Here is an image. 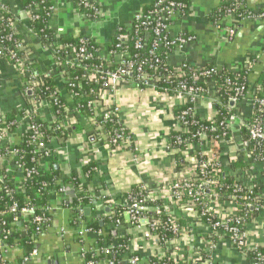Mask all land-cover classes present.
I'll use <instances>...</instances> for the list:
<instances>
[{
  "label": "built area",
  "instance_id": "built-area-1",
  "mask_svg": "<svg viewBox=\"0 0 264 264\" xmlns=\"http://www.w3.org/2000/svg\"><path fill=\"white\" fill-rule=\"evenodd\" d=\"M81 1L85 7H88L93 12L97 20L99 12L96 5L91 4L90 0ZM226 1L232 2L237 9H248L246 7L248 0ZM155 6L158 9L155 12L157 20L155 21L154 28L150 31L147 28L148 23H143L142 25L146 28L142 37L136 39L134 46L141 52L149 53L152 56V63L159 64L160 61L156 59L157 56L155 54L157 46L163 45L168 50L169 46L176 45V48L170 51L165 59V64L170 69L168 76L161 74L151 62L139 60L136 55L131 57L128 52L131 43L130 33L135 23L143 18L142 12L135 17L130 29L125 30L123 28L125 33L116 35L118 44L115 50L101 49L100 47L99 50L90 51L83 40L79 41L80 44L78 46H74L56 41L58 39L55 36H53V42L49 45H41L28 29L29 23L39 18V9L30 5L27 9L23 10L26 22L22 26L20 23L21 19L14 14L6 0H0V18L5 13H9L12 16L10 19L5 20V27L11 33L0 37V60H3L17 76L20 81L21 94L26 99V104L21 109L23 114L16 119V130L20 126L25 125V134H29L28 142L34 146V153L40 154L41 152L43 154L40 159H32L37 168L41 167L43 160L50 161L48 157L51 155V151L59 154V147H52H55L57 143L56 139L48 138V144L51 147L44 145L45 137L42 129H50L53 125L58 124V128L67 133L63 141L64 143L73 133L72 127L76 120L67 107L63 108L59 117L50 111L49 101L57 103L59 100L60 96L57 92L49 94L48 101L47 99L41 100L36 94V90L44 86L46 74L52 75L53 79L62 85L71 86L69 74L72 67H80L87 70L86 75L82 78L88 81L93 80L95 84L100 86L97 97L88 103L91 116L87 118V122L93 130V138L111 149L129 148L133 143L131 135L120 119V107L105 106L106 97L116 95L120 86L131 84L135 87L139 83L143 86V89L156 90L160 96L165 98H182L185 100L184 105L190 104L191 108L175 116L176 128L172 132L177 133L178 136L174 137L172 147L169 145V141H167V153L173 156V158L176 155H181L186 165L177 166L174 160L172 163V169L176 170L174 177L163 187L156 186L151 190L148 186L139 184V195L144 200L152 203H162L160 206L162 210L156 206L151 210L154 216L148 217L145 214L147 209L145 210L141 207V201L138 200L137 196L130 197L128 200L123 199L122 196V204L126 206V211L122 217L126 214L127 220L124 221L123 218L117 219L112 224L115 230L120 233L128 232V230L138 227L140 224L143 225L146 231L145 239L150 245L151 250L149 264H166V259L171 260L175 264H214L215 251L218 245L224 242L249 264H260V262L264 261V256L260 254L253 261H249L250 253L256 248L246 246V233L251 225L255 227L260 224L264 225V149H261L260 152H255V147L260 146L264 148V119L254 117L257 112L264 114V84L259 86L256 82L252 85L248 82L247 87L237 86L229 78L219 80L217 73L221 69L219 70L213 65L211 68H208L209 65L199 68L191 63L190 66L197 73L194 78L196 81L201 82L204 88L198 86L195 81L191 83L186 81L184 69L188 67L187 64L189 62L183 60L176 67L170 65L168 62L171 53L176 49L182 50L195 42V37L189 32H181L176 35H172L170 32L171 25L177 19L186 15L180 10L181 6L176 5L172 0H156ZM49 10L52 13L50 14L51 16L49 15L51 19L53 15L52 3ZM250 11L251 13L247 16L237 15L233 10L228 11L222 19L230 17L234 24H238L246 20L264 18V12ZM85 18L88 20L87 17ZM222 19L214 25L218 27L222 23ZM120 30H122V27H118L117 32ZM162 32L165 33L163 37L161 36ZM151 35L154 38L150 43V49H147ZM30 39L31 41L36 40L44 50L51 53L53 60L51 68H43L42 66L40 68L33 47H31ZM97 56L109 62L108 64L112 65V69H105L101 65L94 66L93 68L83 65V62ZM248 59L253 58H246L240 72L248 69L250 73L254 60L252 61L253 63H247ZM240 72L232 74L237 76ZM168 81L176 84L174 90L169 91L162 87V84ZM28 92L31 94L28 95ZM75 96V94H72L70 98L72 99ZM231 102L234 103L232 107L230 106ZM202 103L210 104L214 109L216 106H221L224 103L227 104L228 107H225L227 110L226 115L219 126H222L226 132H230L231 137L227 138L226 132L219 136L208 134L218 130L215 125L216 109L214 116L201 118L198 115L202 120H209L213 126L207 129L200 128L194 133L191 132L190 125H193L195 122L188 120L187 116L189 115L191 118L193 115L195 116L194 109ZM46 116L48 120H44ZM4 119V117H0V170L3 172V174H0V189L4 183L8 182L7 176H14L15 168L23 170V166L12 159L13 155L17 153L10 139L12 136L10 134L12 124H7ZM112 121L116 123L117 128L105 131L104 124ZM241 129L247 132V140H243L241 137ZM182 135H188L190 138H184ZM251 142L253 143V147H251ZM222 144L235 147L236 149L235 155L226 164L220 156ZM2 148L5 149L4 154L1 152ZM242 159L246 161L248 166L245 170L227 167L229 163ZM4 162H7V165L4 166ZM40 170L42 169L40 168ZM33 173L34 169L24 170V173H20L18 181L11 180V182L13 181L14 184H17L16 190L18 192L24 193L21 190L19 182L29 180ZM220 177H231L239 183V185H235L234 194L229 198L228 202L221 201L220 195L216 191L217 187L219 190L222 188ZM56 181L55 184H57ZM58 186V192L54 194L56 196L65 195V185ZM242 191L244 192L243 196L240 195ZM5 192L8 195L11 194L8 189ZM94 197L95 206H98L99 203V206L101 204L104 208H108L113 217L111 208L115 204L114 200L104 195L99 197L94 195ZM205 200L210 202L209 206L205 205ZM220 204L223 206L231 205L235 208V211L224 215L221 211L217 210V205ZM49 210L50 207L48 208V212ZM161 211H169L166 221L161 219ZM249 211H255L257 213L256 216L250 218ZM5 213L13 215V221L18 222L19 226L21 225L20 230L23 234H26L33 225L37 226L39 235L44 231L42 225L46 223V220L36 215L34 207L30 205L18 209L17 204L14 202ZM2 214L0 213V216ZM184 214L189 217H197L201 230V246L197 253L192 256L191 260H185L175 254L176 241L181 238L183 232L186 230V224L185 227L180 225L181 216ZM205 217L207 218L204 219ZM80 224L81 226L79 227L82 230H79L80 234L90 231L85 228L86 225L82 220ZM166 228L173 234L172 238H166L160 234V231ZM3 241H5V236L2 239L0 238V249L5 253L8 247L1 245ZM113 247H117V245L111 244L110 246L83 251L82 258L85 259V255L88 253L91 254L92 258L100 254L106 255ZM36 255L37 250L35 248L24 261H28ZM2 260L4 261L3 264L8 262L3 257ZM103 261L106 264L139 263L137 257H131L125 261L120 260L117 263L109 259ZM98 263L100 262L86 261V264Z\"/></svg>",
  "mask_w": 264,
  "mask_h": 264
},
{
  "label": "crops",
  "instance_id": "crops-1",
  "mask_svg": "<svg viewBox=\"0 0 264 264\" xmlns=\"http://www.w3.org/2000/svg\"><path fill=\"white\" fill-rule=\"evenodd\" d=\"M50 1L53 5V15L49 27L53 36L58 39L56 41L60 42L61 38L66 36L87 37L101 49H105L116 36L118 27L130 29L141 10L155 0H90L99 12L95 21L86 20L78 13L74 0ZM220 1L188 0L191 15L177 19L171 25L170 32L172 35L189 32L195 37V42L182 50L176 49L171 53L168 62L176 67L185 60L199 68L213 65L219 70L225 68L230 73H238L246 58H253V67L248 75V82L252 85L264 71V18L234 24L232 18L227 17L222 19V23L217 27L210 22V15L220 5ZM6 2L24 26L26 16L20 3L14 0ZM246 7L252 11L264 12V0H248ZM30 44L40 68H50L53 64L51 53L44 50L36 40L30 39ZM60 86L63 94L64 89ZM25 101L19 79L10 67L0 60V117L12 111H20L24 108ZM184 104L185 100L182 98H165L156 90L140 89L131 84L120 86L113 97L107 96L105 106L120 107V119L133 143L129 148H108L93 138V130L91 131L87 120H84L81 125L83 128L73 132L59 147L56 168L59 167L61 176L56 183L64 184L66 193L63 196H50L51 218L46 229L36 239L37 255L20 263L22 252L17 248H8L3 258L10 264H47L49 260L56 264H86L82 252L99 248L97 242L101 232L94 233L90 230L80 234V221L86 225L94 216L108 221L112 214L98 203L95 208L88 207V215L84 214L87 209L84 207L77 219L78 223L72 225L70 218L74 213L68 207L69 202L86 190L95 192L96 197L104 195L114 200L115 204L123 205V194L129 192L134 185L144 184L153 190L156 186L163 187L170 182L176 172L172 169L176 156L173 158L167 153V141L176 128L174 109ZM194 110L201 118L215 114L213 106L207 103L197 105ZM44 120H48V117ZM25 133V125L17 128L10 137L11 143L14 146L20 145ZM235 151V147L221 145L220 156L225 164L233 158ZM49 167L50 161H42L40 168L43 171ZM69 179L76 180L77 185L64 182ZM220 205H217V210L224 215L235 211L231 205ZM93 212L96 215H92ZM181 218L186 224V227L183 226L186 230L176 241L175 254L185 260H191L201 246V230L197 217L184 214ZM123 219L127 220L126 214ZM110 223L101 224L102 233H112L120 238L127 237V246L132 257L138 258V264H149L151 250L145 239L146 231L143 225L120 233ZM246 242L249 248L264 246V225H251L246 233ZM215 261L220 264H249L225 242L218 245Z\"/></svg>",
  "mask_w": 264,
  "mask_h": 264
},
{
  "label": "trees",
  "instance_id": "trees-1",
  "mask_svg": "<svg viewBox=\"0 0 264 264\" xmlns=\"http://www.w3.org/2000/svg\"><path fill=\"white\" fill-rule=\"evenodd\" d=\"M18 1L21 5L22 10L27 9L30 5L35 6L39 9V18L33 22H30L28 25V29L34 35L35 39L41 44V45H49L53 42V32L49 27V21H50V14H52L49 10L51 8V3L49 0H14ZM176 5H180V10L186 15L190 16L191 11L189 8V2L188 0H172ZM75 7L78 10V13L81 15L87 17L90 21H95L96 17L94 16L93 12L88 8L85 7L81 0H74ZM156 0L150 4L149 6L143 8L141 10L143 14V18L139 20V22L135 23L131 33H130V45L128 48V52L130 56L136 55L139 60H145L147 62H151L152 56L149 55V53H144L139 50H137L134 46V43L137 38H141L142 34L144 32L143 23H148V30H152L155 26V21L157 20V15L155 12L157 11V7L155 6ZM234 11L235 14L247 16L249 13H251L250 9H237L232 2L221 0L220 5L212 11L210 15V22L212 24H216L220 19H222L225 14L228 11ZM50 15V16H49ZM12 16L9 13H5L1 15L0 18V37L5 36L7 33H11L6 27L5 20L10 19ZM125 33L122 30L119 32H116V35ZM162 37L165 36V33H161ZM154 36L151 35L150 41L148 43V48L150 49V43L153 40ZM83 40L86 44L87 48L90 51H93L95 49H100V46L95 43L93 40L87 38V37H79V38H72V37H62L60 42L62 44H71L74 46H78L80 43L79 41ZM118 44V41L116 40V36L112 40V42L106 46V49L108 50H115L116 45ZM167 50L163 45H158L156 48V59H158L160 62L159 64L152 63L153 66L157 67V70L166 76L170 74L169 68L165 64L166 56L170 53V51H173L176 48V45H171L168 47ZM90 53V52H89ZM64 57V56H63ZM253 59H248L246 62L253 63ZM109 62L102 60L100 57H94L90 58L87 61L83 62V65H86L88 68H93L94 66L101 65L105 69H112V65L108 64ZM148 65H150L148 63ZM187 68L184 69L185 73V80L188 82H194L204 88V85H202L201 82L196 81L194 78L197 73L195 72V69L190 66V63L187 64ZM190 67V68H189ZM212 65H209L208 68H211ZM87 73V70L82 69L80 67H72L70 69V85H62L59 82H56L55 79H53L52 75L46 74L44 78V86L36 90V94L38 97L43 99H48L49 94L53 92H57L59 94V100L57 103L50 102V111L53 114H56L58 117L61 115L63 108L67 107L69 111L72 113L73 117L76 120V123H74L72 129L73 132L81 130L83 127L81 126L83 124V121L87 120L91 116V110L88 107V103L92 100H94L97 97V93L99 91L100 86L95 84L92 81H88L86 79H83ZM248 69L245 71L240 72L237 74V76L233 75L232 73L228 72L225 68L221 69L217 76L219 77V80H222L223 78H229L231 79L237 86H248ZM171 81V80H170ZM168 81L167 83H163L162 87L166 90L172 91L176 88V84ZM256 84L261 86L264 84V71L260 73V77L256 81ZM60 85H62V88L64 89V93L61 94L60 91ZM136 88L143 89V86L137 83L135 85ZM75 94L76 96L70 99L71 95ZM27 97V95H26ZM261 97V96H260ZM228 107L227 104H223L221 106H216V120L215 125L218 128L213 133H208L211 136H219L222 133H225L226 131L223 129L222 126H219V124L222 122L223 118L226 115V108ZM191 105H183L179 108L174 109V114L179 115L183 111H186L187 109H190ZM256 109V107H255ZM257 110V109H256ZM23 112L20 110L19 112L12 111L11 113L4 116V120L7 124H12L10 127V134H14L16 132V119L18 117H21ZM255 118L264 119V114H259L258 112L254 116ZM187 119L190 121H194L195 123L193 125H190V130L192 133L196 132L200 128H209L212 125V123L209 120H202L198 114L191 116H187ZM87 122V121H86ZM88 123V122H87ZM90 126V125H89ZM91 128V126H90ZM117 128L116 123L112 122H106L104 124V130L105 131H111L113 129ZM92 131V128H91ZM42 132L44 134V145L46 147H49L48 144V138H54L56 139V145L60 147L63 143V141L66 138L67 133L58 128V124L53 125L50 129H42ZM91 134V133H90ZM227 138L231 137L230 132H226ZM178 136L177 133L172 132L169 135V145L172 147L174 144V137ZM184 138H190L188 135H182ZM241 137L243 140L248 139L247 132L244 129H241ZM29 134H25L22 137V142L18 146H14L17 153L13 155V160L17 161L19 164H21L23 167V170L20 168H15L14 176L10 177L7 176L8 182L3 184V187L0 189V213H3L0 216V238L2 239L3 236H5V241L2 242L1 245H5L8 248H17L22 252V258L20 260V263L24 262V259L29 257V255L32 253V251L36 248V239L39 236V233L37 232V226L33 225L31 229L27 231L26 234H23V232L20 230V226L18 222L13 221V215L5 213L9 207L15 202L17 204V208L21 209L24 206L30 205L34 207L35 214L42 217L44 220H46V223L42 225V229L45 230L48 224V221H50V214L48 212V208L50 207V196L56 192H58V185L55 184V181L60 178V169L59 167L56 168L57 162H58V153L51 151V155L48 157L50 160V167L48 170L42 171L40 168L36 167L35 162L32 161V159H40V157L43 156V154L34 153V146L29 144ZM264 145V144H263ZM51 147V146H50ZM55 148L54 146H52ZM251 147H253V143L251 142ZM250 147V148H251ZM255 152H260L261 149H264L263 147H255ZM2 154L5 153V149L2 148L1 150ZM7 161V160H6ZM45 161V160H43ZM175 161L180 166H185V160L181 155H176ZM4 166L7 165V162H4ZM229 166L232 169H240L245 170L248 166L246 164V161L244 159L239 160L237 162L229 163ZM34 169V173L31 175L29 180H25L22 182H19V185L21 187V190L24 192H18L16 190L17 184H14L13 181H18L19 178L17 176L20 175V173H24V170H32ZM0 174H3V172L0 170ZM11 180H13L11 182ZM65 183L70 182L73 185H77L76 180H65ZM220 182L222 184L221 190L216 189V191L219 193V197L221 201H229V198L234 194L233 191L235 189V185H239L237 181H235L231 177H220ZM239 187V186H238ZM9 190L11 192L10 195L6 194V190ZM95 192H87L86 190L80 194L77 195L71 202H69L68 207L72 210L74 215L70 218V222L72 225H76L77 219L82 214V211L84 207L89 208H95L94 200H95ZM241 196L244 195V192L242 191L240 193ZM138 197V200L141 201V207L144 208L145 214L148 217L154 216V214L151 212L152 209H154L156 206H158L161 210L162 203H152L150 201L144 200L141 195H139V185H134L129 192L123 194V198L128 200V198L132 197ZM129 202V201H128ZM107 205V204H106ZM164 209V208H163ZM111 211L113 212V217L110 220H105L103 218H100L98 216H94L93 219H90L86 223V228L89 230H92L94 233H100L101 235L98 236V242L97 246L101 248L102 246H110L111 244H116L117 247H113L110 252L106 255L100 254L99 256H96L92 258L91 254L85 255V262L92 260L94 262H101L105 259L113 260L114 263H117L118 261L122 260H128L132 257V254L127 249L128 245V238L127 237H118L114 236L112 233H109L107 235H104L102 233V225L107 224L108 222L113 223L117 219H122V215L126 211V206L120 205V204H114V206L111 208ZM162 212V211H161ZM169 211H163L160 215L161 219L163 221L167 220V215ZM96 215V213H92V215ZM255 211H249V217H255L256 216ZM86 218V217H85ZM205 217L204 219H206ZM103 219V220H102ZM110 223V224H111ZM180 225L184 226L185 222L180 219ZM104 227V226H103ZM9 231V233H8ZM160 234H162L166 238H172L173 234L166 228L162 231H160ZM1 247V246H0ZM3 250L0 249V264H3L2 257L3 256ZM260 254L264 256V246H259L255 250H253L250 253L249 261H253L255 257ZM153 260V259H152ZM166 259V264H175L171 260ZM153 262V261H151ZM5 264H10L8 262H5ZM181 264V263H178ZM214 264H220L215 261ZM260 264H264V261L260 262Z\"/></svg>",
  "mask_w": 264,
  "mask_h": 264
},
{
  "label": "water",
  "instance_id": "water-1",
  "mask_svg": "<svg viewBox=\"0 0 264 264\" xmlns=\"http://www.w3.org/2000/svg\"><path fill=\"white\" fill-rule=\"evenodd\" d=\"M30 94H31V93L28 92V95H30ZM230 106H231V107L234 106V103L231 102V103H230ZM93 203H94V202H93ZM105 211L109 212V209H108V208H105ZM89 213H90V210H89L88 208L84 210V214H85V215H88ZM47 264H56V262H54V261H52V260H49V261L47 262Z\"/></svg>",
  "mask_w": 264,
  "mask_h": 264
},
{
  "label": "rangeland",
  "instance_id": "rangeland-1",
  "mask_svg": "<svg viewBox=\"0 0 264 264\" xmlns=\"http://www.w3.org/2000/svg\"><path fill=\"white\" fill-rule=\"evenodd\" d=\"M51 68V67H50ZM58 82V81H57ZM227 167H229V164L227 165ZM205 202H206V206H209L210 205V202H208V200H205ZM168 208H170V207H168Z\"/></svg>",
  "mask_w": 264,
  "mask_h": 264
}]
</instances>
